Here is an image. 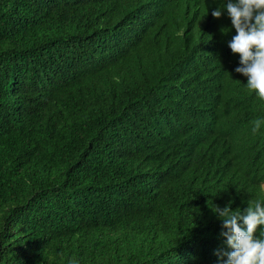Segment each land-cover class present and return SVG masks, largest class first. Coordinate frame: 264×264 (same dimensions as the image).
Here are the masks:
<instances>
[{
  "label": "trees",
  "instance_id": "obj_1",
  "mask_svg": "<svg viewBox=\"0 0 264 264\" xmlns=\"http://www.w3.org/2000/svg\"><path fill=\"white\" fill-rule=\"evenodd\" d=\"M226 3L0 0V264H221L264 204Z\"/></svg>",
  "mask_w": 264,
  "mask_h": 264
},
{
  "label": "clouds",
  "instance_id": "obj_2",
  "mask_svg": "<svg viewBox=\"0 0 264 264\" xmlns=\"http://www.w3.org/2000/svg\"><path fill=\"white\" fill-rule=\"evenodd\" d=\"M225 11L237 33L228 43L232 53L240 56L241 66L235 72L247 77V87L264 98V0H227L223 9L217 8L211 14L219 19ZM254 125L256 131L260 121ZM214 209L222 222L220 235L227 249L216 253L221 264H264V238L255 235L258 226H264V204L257 201L244 210H232L230 201L223 208L214 205Z\"/></svg>",
  "mask_w": 264,
  "mask_h": 264
}]
</instances>
